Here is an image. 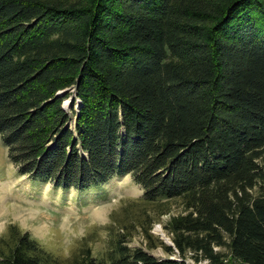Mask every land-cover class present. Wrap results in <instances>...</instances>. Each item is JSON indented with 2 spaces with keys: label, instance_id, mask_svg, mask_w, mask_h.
<instances>
[{
  "label": "trees",
  "instance_id": "obj_1",
  "mask_svg": "<svg viewBox=\"0 0 264 264\" xmlns=\"http://www.w3.org/2000/svg\"><path fill=\"white\" fill-rule=\"evenodd\" d=\"M0 135L34 180L143 185L109 254L80 264H264V0H0ZM172 201L175 248L151 218ZM54 262L16 225L0 240V264Z\"/></svg>",
  "mask_w": 264,
  "mask_h": 264
},
{
  "label": "rangeland",
  "instance_id": "obj_2",
  "mask_svg": "<svg viewBox=\"0 0 264 264\" xmlns=\"http://www.w3.org/2000/svg\"><path fill=\"white\" fill-rule=\"evenodd\" d=\"M68 92L71 96L64 100V106L74 124L80 100L75 88ZM260 163L264 166V156ZM143 194V185L131 173L115 174L103 185L84 191L64 190L52 182L34 180L29 174L19 173L0 135V240L8 237L10 227L16 225L49 251L55 258L54 264H80L88 255L106 257L114 244L112 230L119 232L122 227L115 222L114 215L123 210L127 201ZM170 206L166 214L158 216L156 211L151 215L152 233L175 248L166 225L183 212V207L175 201ZM125 235L131 239L130 246L146 247L138 224ZM149 252L157 258L182 259L178 251L167 253L161 246ZM184 258L186 264H209L207 260L197 261L191 250Z\"/></svg>",
  "mask_w": 264,
  "mask_h": 264
}]
</instances>
